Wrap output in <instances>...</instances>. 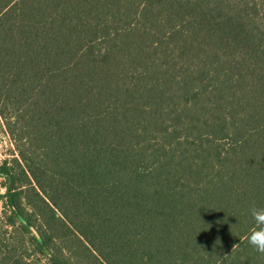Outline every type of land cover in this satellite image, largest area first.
Here are the masks:
<instances>
[{
	"label": "trees",
	"instance_id": "16d2710c",
	"mask_svg": "<svg viewBox=\"0 0 264 264\" xmlns=\"http://www.w3.org/2000/svg\"><path fill=\"white\" fill-rule=\"evenodd\" d=\"M0 126V264H264V0H0Z\"/></svg>",
	"mask_w": 264,
	"mask_h": 264
},
{
	"label": "rangeland",
	"instance_id": "374dc122",
	"mask_svg": "<svg viewBox=\"0 0 264 264\" xmlns=\"http://www.w3.org/2000/svg\"><path fill=\"white\" fill-rule=\"evenodd\" d=\"M16 151L14 145L9 138V136L5 133L4 129L0 126V164L3 160H9L13 156H15ZM3 177L0 175V194L4 192L2 187ZM2 211V202L0 201V212Z\"/></svg>",
	"mask_w": 264,
	"mask_h": 264
},
{
	"label": "clouds",
	"instance_id": "9594fccd",
	"mask_svg": "<svg viewBox=\"0 0 264 264\" xmlns=\"http://www.w3.org/2000/svg\"><path fill=\"white\" fill-rule=\"evenodd\" d=\"M254 216H258L259 219L264 220V212L257 213L253 211ZM249 244L259 252H264V229L254 231L248 236Z\"/></svg>",
	"mask_w": 264,
	"mask_h": 264
},
{
	"label": "water",
	"instance_id": "95a60500",
	"mask_svg": "<svg viewBox=\"0 0 264 264\" xmlns=\"http://www.w3.org/2000/svg\"><path fill=\"white\" fill-rule=\"evenodd\" d=\"M31 230L34 233V235L39 239V236H38L37 232L34 229H32V228H31Z\"/></svg>",
	"mask_w": 264,
	"mask_h": 264
}]
</instances>
